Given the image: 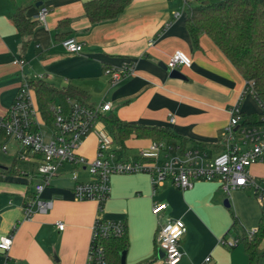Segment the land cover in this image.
Returning a JSON list of instances; mask_svg holds the SVG:
<instances>
[{
	"label": "crops",
	"instance_id": "1",
	"mask_svg": "<svg viewBox=\"0 0 264 264\" xmlns=\"http://www.w3.org/2000/svg\"><path fill=\"white\" fill-rule=\"evenodd\" d=\"M90 1L0 0V116L11 108L24 79L43 76L42 81L57 89L81 91L88 105L109 103L111 110L103 116L113 114L122 121L169 128L184 140L171 143L199 147L211 155L221 152L218 144L223 143L232 105L239 102L247 118H257L243 104L248 96L257 99L212 39L203 35L199 46L194 45L185 24L184 0H131L116 19L98 24L86 15L84 5ZM41 7L49 11L45 25L37 20ZM175 13L180 16L175 18ZM69 38L83 46L81 53L65 51L63 42ZM176 51L192 59L191 67L176 69L181 78H172L167 66ZM17 60L23 64L16 65ZM131 61L136 63L135 72L118 83L105 74V69ZM99 127L111 133L109 126L108 131L103 124ZM3 137L0 239L16 229L11 249L0 251V264H87L96 220L126 223L130 244L126 264H165L156 241L159 228L169 219L182 220L186 226L180 264H203L208 257L207 264H251L244 244L234 248L219 244L222 238L240 239L243 232L258 229L264 206L250 191L233 192L226 207L228 196L214 183L197 182L182 191L166 182L155 191L146 173L115 175L109 199L100 211L97 202L76 199L72 168L66 167L41 195L42 200L53 202L52 210L25 220L24 206L34 186L19 177L21 146L6 163L5 154L14 146L12 142H18ZM203 142L214 144H199ZM151 143L131 138L124 151L113 147V142L111 150L119 158L139 161ZM3 146L8 147L6 151ZM97 148L98 134L93 131L79 154L94 160ZM250 171L262 176L264 166H253ZM78 173L81 181H90L85 169ZM154 203H165L168 210L155 215ZM235 217L237 226L233 227ZM58 222L64 224L63 230L58 229ZM256 254L255 264H264V238Z\"/></svg>",
	"mask_w": 264,
	"mask_h": 264
},
{
	"label": "built area",
	"instance_id": "2",
	"mask_svg": "<svg viewBox=\"0 0 264 264\" xmlns=\"http://www.w3.org/2000/svg\"><path fill=\"white\" fill-rule=\"evenodd\" d=\"M184 1L187 5L198 0ZM48 13L47 8L41 7L37 20L45 25ZM174 16L176 18L180 14L175 13ZM63 47L67 53H81L83 50V46L74 38L66 39ZM14 63L23 64L19 60ZM167 66L172 71L179 67H191L192 59L184 52L176 51ZM135 70L136 63L131 61L117 68H107L105 74L111 76L116 84ZM36 80L42 81L43 76ZM250 93L253 95V90ZM110 110L109 103L91 106L68 98L65 107L57 106L55 120L52 125H48L39 111L30 81L23 80L11 108L0 116V135L20 144L23 151L18 153V160L22 165L19 177L26 179L28 185L34 186L33 195L24 206L25 220L52 210L53 202L42 200L41 195L66 167L72 168L71 178L75 183L76 199L95 201L99 209L109 199L113 176L137 173L150 175L155 191L166 182H171L182 191L191 189L197 182L214 183L228 199L235 191H250L256 201L264 206V173L256 176L250 171L253 166H264V114L256 124L249 125L240 103L232 105L228 110L229 122L222 143L224 150L216 155L199 147L182 149L180 144L163 141L152 142L146 151L140 153L139 161H131L117 157L111 150L112 141L99 127L103 114ZM170 122L174 123V119H170ZM93 131L98 134V148L96 159L90 160L79 154V149ZM7 148L3 146L2 150L6 151ZM79 169L88 172L90 181L80 180ZM167 210L168 205L165 203L153 205L155 215ZM56 225L59 230L65 228L61 222ZM15 229L10 235L0 239V251L6 253L11 249ZM124 231L122 222L96 220L87 264H107L102 240L112 236L121 237ZM256 232L257 229H254L248 235L253 237ZM185 233L186 226L182 220L169 219L159 228L156 242L165 254V264L181 263L183 253L180 242ZM240 243V239L222 238L219 241L220 245L227 248L237 247ZM210 260L208 257L203 264Z\"/></svg>",
	"mask_w": 264,
	"mask_h": 264
},
{
	"label": "trees",
	"instance_id": "3",
	"mask_svg": "<svg viewBox=\"0 0 264 264\" xmlns=\"http://www.w3.org/2000/svg\"><path fill=\"white\" fill-rule=\"evenodd\" d=\"M209 1L208 4H204ZM131 0H93L84 5L91 23L98 24L116 19L130 4ZM19 23V19L17 20ZM186 27L193 43L199 46V39L207 35L231 62L247 83L264 111V0H198L187 8ZM34 89L39 111L43 120L52 125L58 105L66 106L68 98L82 101L84 93L74 87L57 89L44 81H30ZM108 123L116 144L124 151L125 143L131 138L150 139L152 142H172L184 140L169 128L122 121L113 114L102 116ZM258 118H248L249 125L257 123ZM185 149L183 143H180ZM223 151L224 147L218 144ZM8 173L13 169H5ZM106 203V202H105ZM104 204L100 206L103 210ZM109 221V220H101ZM121 237L112 236L102 240L107 264H122V254L129 249L128 228ZM237 226L235 217L233 227ZM264 238V211L262 212L256 234L250 237L243 232L241 244L245 245L251 264L257 261V248Z\"/></svg>",
	"mask_w": 264,
	"mask_h": 264
},
{
	"label": "rangeland",
	"instance_id": "4",
	"mask_svg": "<svg viewBox=\"0 0 264 264\" xmlns=\"http://www.w3.org/2000/svg\"><path fill=\"white\" fill-rule=\"evenodd\" d=\"M211 1H218V0H211ZM192 4H194V3H192ZM187 7L188 6L186 5L185 6V9H187ZM243 104H244V109H245V111L247 113H251L252 115L257 116L259 118L263 116L264 111H263L261 105L256 100H254V99H252L251 97L248 96L247 99H246V101ZM99 123L103 124L106 129L108 128L107 127L108 125L106 123H104V120L103 119ZM106 131H108V129ZM106 135H107L108 139L113 142V145L112 146L116 148L117 147V144H115L116 142L114 140V137L112 136V133H110V131H108V133ZM6 139L8 140V138H6ZM9 141H10V139H9ZM12 144H14V146L10 148V150H9V152L7 154H5L6 155V158H7L6 159L7 160L6 163H10V160H11V157H12V154H13L14 150L20 147V144L19 143L12 142ZM199 144H214V143H206V142H203V143H199ZM0 154H3L1 152V149H0ZM251 195H252V193H251Z\"/></svg>",
	"mask_w": 264,
	"mask_h": 264
},
{
	"label": "water",
	"instance_id": "5",
	"mask_svg": "<svg viewBox=\"0 0 264 264\" xmlns=\"http://www.w3.org/2000/svg\"><path fill=\"white\" fill-rule=\"evenodd\" d=\"M208 3H209V1H205L204 2V4H208ZM170 76L172 78H181L182 77V75L177 70L172 71ZM225 206L226 207H230V201H229V199H227L225 201ZM164 256H165V254L162 253V257H164ZM122 264H126V253H123L122 254Z\"/></svg>",
	"mask_w": 264,
	"mask_h": 264
}]
</instances>
